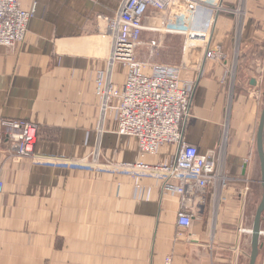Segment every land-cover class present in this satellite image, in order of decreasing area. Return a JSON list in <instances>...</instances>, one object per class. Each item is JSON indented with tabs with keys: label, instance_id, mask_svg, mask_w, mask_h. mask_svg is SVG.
I'll use <instances>...</instances> for the list:
<instances>
[{
	"label": "crops",
	"instance_id": "crops-1",
	"mask_svg": "<svg viewBox=\"0 0 264 264\" xmlns=\"http://www.w3.org/2000/svg\"><path fill=\"white\" fill-rule=\"evenodd\" d=\"M255 1L223 0L242 11L218 18L211 44L224 48V63L185 60L180 37L178 62L161 64L177 68L182 84L195 81L183 138L229 178L188 199L190 225L179 229L178 192L155 177L133 180L102 166L139 159L136 141L117 133L95 94L111 48L103 16L120 0H21L35 13L22 42L0 46V122L36 124L35 152L47 161L3 165L0 264H160L168 254L172 264H248L262 192L256 132L264 104V0L260 8ZM144 23L158 25L159 18L149 9ZM110 76L120 84L123 68L115 64ZM17 135L18 128L0 125V152ZM175 151L166 145L144 160L170 162ZM255 264H264V211Z\"/></svg>",
	"mask_w": 264,
	"mask_h": 264
},
{
	"label": "built area",
	"instance_id": "built-area-1",
	"mask_svg": "<svg viewBox=\"0 0 264 264\" xmlns=\"http://www.w3.org/2000/svg\"><path fill=\"white\" fill-rule=\"evenodd\" d=\"M149 9L159 18L158 25H145L144 17ZM237 12L242 14L223 0H120L114 14L103 16L111 48L108 71L97 75L95 94L100 98L102 112H112L117 133L136 141L139 159L120 164L104 162L102 166L133 180L141 175L155 177L166 189L178 192L181 195L177 214L179 229L190 225L191 214L186 209L188 199L195 198L210 182H224L229 178L219 176L214 161L183 138V127L192 116L195 81L182 84L177 68L141 61L136 50L145 30L159 35L158 39L147 43L151 48L159 46L160 36L176 34L182 38L185 60L198 56L200 62L208 60L222 64L226 52L222 46L211 44L212 36L221 13ZM34 13L35 7L25 8L21 0H0V46L13 48L22 42ZM115 64L124 70L120 84L110 76ZM199 74L201 76V72ZM0 125L18 128L15 144L0 152L1 193L5 161L26 158L45 163L47 160L35 152L36 124L28 120H2ZM166 145L176 147L173 160L155 163L144 160L146 155H155ZM83 164L91 163L87 160ZM172 179L176 180V185L170 183ZM160 264H172V255H166Z\"/></svg>",
	"mask_w": 264,
	"mask_h": 264
},
{
	"label": "rangeland",
	"instance_id": "rangeland-1",
	"mask_svg": "<svg viewBox=\"0 0 264 264\" xmlns=\"http://www.w3.org/2000/svg\"><path fill=\"white\" fill-rule=\"evenodd\" d=\"M263 0H256L255 4H262ZM240 2V0H238ZM261 8L263 6L261 5ZM158 38L159 35L150 31H143L141 36V44L136 50V56L139 60H147L159 64H176L181 56V36L176 34H165L163 36V44L158 47L151 48L147 42L151 39Z\"/></svg>",
	"mask_w": 264,
	"mask_h": 264
},
{
	"label": "water",
	"instance_id": "water-1",
	"mask_svg": "<svg viewBox=\"0 0 264 264\" xmlns=\"http://www.w3.org/2000/svg\"><path fill=\"white\" fill-rule=\"evenodd\" d=\"M263 128H264V104L261 108L257 132H256V153L259 159L262 192L261 198L255 210L252 228H251V241H250V254L248 264H255L258 253V243L260 235V221L261 215L264 211V150H263Z\"/></svg>",
	"mask_w": 264,
	"mask_h": 264
}]
</instances>
